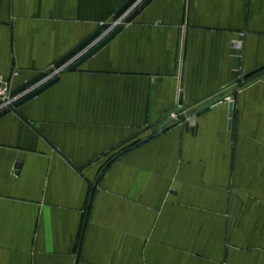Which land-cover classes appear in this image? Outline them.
<instances>
[{
    "label": "crops",
    "instance_id": "obj_1",
    "mask_svg": "<svg viewBox=\"0 0 264 264\" xmlns=\"http://www.w3.org/2000/svg\"><path fill=\"white\" fill-rule=\"evenodd\" d=\"M127 1L0 0L23 99L123 26L0 118V264H264V0Z\"/></svg>",
    "mask_w": 264,
    "mask_h": 264
},
{
    "label": "water",
    "instance_id": "obj_2",
    "mask_svg": "<svg viewBox=\"0 0 264 264\" xmlns=\"http://www.w3.org/2000/svg\"><path fill=\"white\" fill-rule=\"evenodd\" d=\"M138 0H129L127 1L124 5H122L120 7V9L115 13L113 19L116 20L117 18H119L120 16H122L129 8H131L132 6H134V4L137 2ZM153 0H144L130 15L129 17L125 20V24H129L131 23L141 12H143L145 10V8H147L149 6V4L152 2ZM109 28V24L108 23H103L101 24L89 37H87L82 43H80L75 49H73L72 51L68 52L66 55H64L61 59H59L56 63H55V67L59 68L61 66H63L67 61L71 60L72 58H74L75 56L79 55L80 52L89 44H91L93 41H95L105 30H107ZM123 29V26H118L113 32L110 33V35L108 37H106L104 40L100 41L99 44H97L90 52H88L85 56L82 57V59H80L79 61H77L75 64H73L69 70L70 71H75L76 69H78L85 61H87L89 58H91L93 55H95L99 50H101L108 42H110L121 30ZM46 76V73H40L38 75H36L35 77H33L32 79L26 81L25 83H23L22 85H20L19 87H14L12 90V96L20 94L22 92H24L26 89H28L29 87H31L34 83L38 82L40 79H42L43 77ZM59 81V77H55L54 79L50 80L48 83H46L45 85H43L40 89L36 90L35 92L31 93L30 95H28L27 97H25L24 99L20 100L19 102L15 103L13 108H5L0 110V118L5 116L6 114L10 113L12 109H16L21 107L23 104H25L26 102L30 101L31 99L35 98L36 96H38L39 94L43 93L45 90H47L48 88H50L51 86H53L55 83H57ZM229 95L222 97L220 100L218 101H214L212 103H210L209 105H207L204 108H208L209 106L228 98ZM233 102H230L229 105V126L231 125V120L233 117ZM173 121V119H168L166 123H171Z\"/></svg>",
    "mask_w": 264,
    "mask_h": 264
},
{
    "label": "built area",
    "instance_id": "obj_3",
    "mask_svg": "<svg viewBox=\"0 0 264 264\" xmlns=\"http://www.w3.org/2000/svg\"><path fill=\"white\" fill-rule=\"evenodd\" d=\"M144 0H140L138 3H135L134 6H132V9L134 7H138L141 2H143ZM116 27L121 26L120 24H118L116 22ZM71 66V65H70ZM66 67L70 68L68 65L67 66H61L59 68H56V72L48 77V81L54 79L55 77L58 76V74L61 72V70L65 69ZM66 68V69H68ZM12 90L13 87L11 85V82L8 81L5 77L0 75V110L5 109V108H13L14 104L19 102L21 99H23L22 97H24L25 93L27 92H22L20 94L14 95L12 96ZM179 112L177 109H173L172 111L169 112V114L165 117V122H167L168 119H173L172 122H176L179 120ZM171 122V123H172Z\"/></svg>",
    "mask_w": 264,
    "mask_h": 264
}]
</instances>
